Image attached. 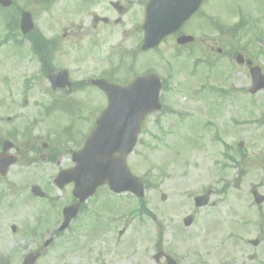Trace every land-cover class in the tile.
Listing matches in <instances>:
<instances>
[{
	"label": "rangeland",
	"instance_id": "rangeland-1",
	"mask_svg": "<svg viewBox=\"0 0 264 264\" xmlns=\"http://www.w3.org/2000/svg\"><path fill=\"white\" fill-rule=\"evenodd\" d=\"M107 1L101 0L100 5L91 11L101 17H110L112 11ZM206 18L212 21L207 23ZM243 19L249 21L248 30L241 28L230 32L231 27ZM195 22L197 28L193 34L197 40L193 45L177 50L175 42H166L150 53H140L132 64L127 63L125 57L117 61L115 56L112 58V53L127 50L129 45L119 42V33L112 36L110 27H101L99 32H84L81 38L76 36L86 41L87 35L92 34L99 46L96 59H85L81 72L78 65L82 62L75 56L79 52L62 60V65H70L71 71L74 67L71 80L80 79L83 70L86 77H108V74L109 77L124 79L147 69L166 80V88L160 95L163 110L145 117L139 142L126 160L130 171L144 181L143 199L150 213L156 217V223L146 219L144 224H138L139 219L127 213V206H138L135 198L126 193L118 197L112 194L117 199V209L112 210V234L100 239V246L107 249L102 253L106 257L101 259V264L105 260L104 264L111 261L108 252L112 238V245L121 238L122 242L128 241L135 247L138 238H141L139 232L156 231L158 222H162L160 226H166L165 218L172 220L177 217L182 226L183 217L193 213L192 198L207 189L213 190L210 202L215 203L198 213L197 231L211 233V238H228L229 254L234 243L230 237L241 234L244 238V262L246 254L254 251L257 263L264 264V203L255 205L251 196L253 188L264 195V91L250 95L247 92L250 86L248 68L234 61V54L241 52L264 72V0H212L205 11L197 15ZM204 37L207 41L199 44L198 40ZM76 38L69 41H76ZM217 48H221L220 54L216 52ZM112 60L115 62L113 66ZM16 73L13 53L0 49V77L7 76L13 80ZM210 87L215 92L226 91L228 95L224 98L211 95L207 91ZM55 97L60 95L37 94L32 96L36 105L27 107V111L39 120L36 133L40 136V143L49 139L52 145L57 146L58 137L65 134L63 128L71 122V140H74V149H78L95 117L106 106L107 99L101 91L88 88L87 91L66 96L80 98L84 104V107L70 108L68 117L61 110L62 106H55L54 109L50 103L43 109L44 113L47 109L50 111L49 117L39 118L41 104L49 103ZM60 103L65 105L68 102L61 99ZM241 152L245 155L244 162L240 158ZM68 157L69 153H65L59 166L56 165L57 169L52 162L49 164L52 171L43 169L46 179L55 177L58 169L70 167ZM40 172L36 171L37 181ZM25 181L28 180L21 178L20 186L11 192L13 195L6 192L0 200V259H8V264H14L13 256L18 253V247L22 252L28 243L26 239L19 240L11 231V226H18L19 221H23L42 230L40 222L45 225L54 221L57 209L72 201L71 185L61 190L46 185L51 199L55 201L44 207L45 202L27 198ZM104 190L107 191V187H103L101 192ZM161 195L165 196L164 201ZM98 196L106 204L115 200L109 194ZM104 230L101 227L99 231L107 232ZM120 231L125 232L122 237L118 236ZM254 238L259 240L256 247L247 243ZM61 241L57 240L58 246L46 252L40 264H87L80 252L65 256ZM143 244L142 241L138 246L144 247ZM188 248L189 240L181 246L184 251ZM122 251L123 246L116 244L112 260L115 261Z\"/></svg>",
	"mask_w": 264,
	"mask_h": 264
},
{
	"label": "flooded vegetation",
	"instance_id": "flooded-vegetation-1",
	"mask_svg": "<svg viewBox=\"0 0 264 264\" xmlns=\"http://www.w3.org/2000/svg\"><path fill=\"white\" fill-rule=\"evenodd\" d=\"M149 1L112 0L110 17H101L91 11L93 7L100 5L101 0H11L9 7L0 5V25L4 31V36L0 40V49L11 50L17 68L13 80L7 76L0 77V200L4 198L5 192L11 193L20 186L21 178L28 180L25 181L28 186L38 184L46 189L50 180L46 179V174L43 175L42 170L52 171L49 167L51 162L57 169L64 154L67 153L65 149H59L58 145L53 146L52 140L48 139L40 143V136L36 133L39 120L27 111V107L36 105L32 96L55 93L72 95L90 79L84 76L83 70L80 79L76 77L75 80H71L70 75L75 73L74 67L71 71L70 65L67 67L62 65L64 58L79 52L75 56L82 62L78 65L81 72L84 60L96 59L99 54L92 34L87 35L86 41H81L76 36L81 38L84 32H99L101 27H110L112 36L114 33H122L120 38L123 43L139 46ZM210 1L203 0L199 10L168 38L176 40L181 35H194L193 32L197 28L194 19L200 11H205ZM205 20L209 22L211 18ZM60 32L62 33L58 35L57 33ZM70 38H76V41H69ZM81 42L84 43L83 46ZM61 70H67L71 87H54L56 81L52 80L51 76ZM7 80H11L12 85ZM116 80V77L112 76V82ZM38 84L41 87H37ZM40 111L42 112V105L38 117L43 118ZM37 170L42 172L39 174V181L36 180ZM104 212L109 223L102 225L107 232L99 231L101 213ZM194 214H197V210ZM136 218L141 225L146 219H151L153 224L156 223V217L153 215ZM178 222L177 217L172 220L165 218L166 226H160L162 222H158L156 231L139 232L144 247L138 246L142 244L141 238H138L135 247L128 244V241L122 242L121 238L116 239L112 245V238L108 252V257L111 259L109 264H245L241 234H238L236 239L233 235L230 237L234 243L231 244L232 250L229 254L227 253L228 238L222 239L218 236L211 238V233L197 231L196 222L192 231L183 233L176 225ZM49 224L52 222L45 225L40 222L42 230L38 228L36 230L30 227L28 222L23 221H19L18 226L13 225L14 229L11 226L12 232L19 237V240L28 241L22 252L18 247V253L13 256L14 264H22L27 253H45L47 247L44 248V244L48 239L53 238L48 247L54 244V238L58 237L55 235L47 237L48 230L42 232ZM68 229L67 233L62 235L63 254L67 256L70 253L80 252L87 264H101V259L106 257L102 256V253L107 252V249L102 248L99 243L104 235L112 234V204L98 200L86 201L79 206L78 215L70 222ZM69 231L74 233L73 236L68 237ZM124 233V231L119 233V236L122 237ZM188 240L189 248L184 251L181 246H184ZM116 244L123 246V251L113 261L112 254ZM41 260L42 255L34 264H40ZM247 260L249 264H258L254 254H251V258L248 255Z\"/></svg>",
	"mask_w": 264,
	"mask_h": 264
},
{
	"label": "water",
	"instance_id": "water-1",
	"mask_svg": "<svg viewBox=\"0 0 264 264\" xmlns=\"http://www.w3.org/2000/svg\"><path fill=\"white\" fill-rule=\"evenodd\" d=\"M7 3H5L6 5ZM199 4V0H197ZM191 5L184 14L172 11L170 14H161V22L146 32L143 49H148L160 41V38L175 30L179 21L178 15L186 18L195 7ZM193 8V9H192ZM170 19L166 20V17ZM190 38L182 37L179 42L188 41ZM238 63L242 56L236 57ZM250 64V62H248ZM252 78L251 93L264 88V76L257 67L250 69ZM93 84L105 91L108 97V106L97 120L96 127L87 138L85 147L73 155L75 167L62 171L56 184L62 188L66 183L74 182L73 195L79 200H85L95 188L108 181L114 192L130 191L138 197L143 195L140 180L131 175L126 167L125 158L132 150L139 124L143 116L159 108L158 93L160 84L158 79L149 75L136 78L129 86L120 87L110 84L105 80H94ZM118 153V155H114ZM35 192H37L35 190ZM255 195L257 202L263 199ZM208 194L196 198L197 205H204ZM63 229L69 219L74 216L72 207L65 208ZM35 256H27L25 264H32Z\"/></svg>",
	"mask_w": 264,
	"mask_h": 264
}]
</instances>
